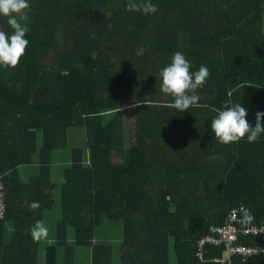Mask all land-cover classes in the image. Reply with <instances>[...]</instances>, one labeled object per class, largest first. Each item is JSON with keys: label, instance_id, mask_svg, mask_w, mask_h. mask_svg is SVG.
Returning <instances> with one entry per match:
<instances>
[{"label": "trees", "instance_id": "1", "mask_svg": "<svg viewBox=\"0 0 264 264\" xmlns=\"http://www.w3.org/2000/svg\"><path fill=\"white\" fill-rule=\"evenodd\" d=\"M29 3L25 55L15 68L0 67V264H76L79 247L89 248L90 264H113L114 247L97 242L96 230L119 224L121 264H264L263 255L200 248L241 204L251 225L264 227V134L224 145L210 127L213 110L229 101L248 110L252 126L264 112V0H152L158 11L147 15L127 11L128 0ZM0 30L12 31L3 16ZM176 52L193 72L210 73L200 106L185 112L167 106L173 98L158 83ZM77 127L84 143L70 147ZM58 150H68L59 173ZM57 192L61 217L41 263L30 229ZM237 243L264 247V234Z\"/></svg>", "mask_w": 264, "mask_h": 264}, {"label": "clouds", "instance_id": "2", "mask_svg": "<svg viewBox=\"0 0 264 264\" xmlns=\"http://www.w3.org/2000/svg\"><path fill=\"white\" fill-rule=\"evenodd\" d=\"M126 10L129 12H142L143 14H155L158 7L152 3V0H128ZM30 11L29 0H0V16L7 18V24L12 29L11 33L0 30V67L4 69L15 68L18 66L21 57L25 55L29 41L25 38L29 32V27L21 21L28 20ZM144 49L140 48L137 55L142 56ZM191 63L181 52H176L171 58V62L162 68L159 73L160 91L173 98V102L167 106L185 112L191 107H199L200 97L197 94L198 89L202 88L209 77V69L201 66L198 71H192ZM231 95V93H229ZM223 109H214L216 117L211 120V131L215 139L224 145L238 143L246 138L249 143L256 142L264 134V112L255 113V126H252L248 120V110L241 104H232ZM138 104L128 105L129 108H135ZM8 174V173H5ZM33 211L38 210L41 205L38 201H33L29 205ZM237 211L240 214L239 223L244 230L254 221L250 209L240 205L239 209H233L231 215L235 217ZM30 234L35 242L47 239L49 235L48 228L43 221H37L30 229ZM258 253H264V248L257 250Z\"/></svg>", "mask_w": 264, "mask_h": 264}, {"label": "rangeland", "instance_id": "3", "mask_svg": "<svg viewBox=\"0 0 264 264\" xmlns=\"http://www.w3.org/2000/svg\"><path fill=\"white\" fill-rule=\"evenodd\" d=\"M126 127H127V133H128V141L127 144L128 146L131 143L130 140V136H129V132H130V126H132V124L135 121V117L133 116V114H130L129 112L126 114ZM79 129H82L81 127H77V128H71L69 130V141H70V147H80L83 145V137L82 134L80 133V136H77V131ZM68 150H58L55 151L54 155H53V160L55 162V169L58 171H60V168L62 167V165H64L65 160L62 159V155L67 154ZM116 162H121L123 161L122 159L116 157L115 158ZM24 168V167H23ZM22 168V178L23 180H28L30 175L28 176L25 172V170ZM33 170V169H31ZM31 173V172H29ZM35 174L37 173L36 170L34 172ZM57 178V177H56ZM60 195L57 192L55 194V205L53 206V208L51 210L46 211L45 213V219H44V225L48 228L49 230V235L47 239H42L41 240V245H40V249H39V260L41 263H44V259H45V251H46V247L52 243L49 242L50 238H56V227L58 222L60 221V217H61V209H60V199H59ZM116 229H114V228ZM123 226L121 224H119L118 226H106V227H102L100 229L96 230V240L97 242H104V243H111L114 247V257H113V264H121L122 263V259H121V249H122V244H123V239H124V233H123ZM70 237L73 240L74 239V232L73 230L70 231ZM12 237V225L8 224L6 227V232H5V242L8 243L10 242ZM63 250H60L59 253V262L63 263ZM170 258L172 262L176 261V257L174 254V250L171 247L170 250ZM75 263L76 264H90V250L87 247H79L76 249V257H75Z\"/></svg>", "mask_w": 264, "mask_h": 264}, {"label": "built area", "instance_id": "4", "mask_svg": "<svg viewBox=\"0 0 264 264\" xmlns=\"http://www.w3.org/2000/svg\"><path fill=\"white\" fill-rule=\"evenodd\" d=\"M238 210V209H237ZM6 211V196H5V185L0 180V218L5 216ZM232 211V210H231ZM240 214L237 211V215L233 217L231 212L227 217V222L224 227L212 228L210 236L206 237L201 243V251L206 246H213L217 248H225L226 254L229 257L234 255L241 256L243 258H250L252 256H264V253H258L257 250L264 248L261 246L257 247H244L238 245L239 238L247 236H258L264 234V227H258L255 225H249L247 230L238 229V225H241L238 221Z\"/></svg>", "mask_w": 264, "mask_h": 264}, {"label": "crops", "instance_id": "5", "mask_svg": "<svg viewBox=\"0 0 264 264\" xmlns=\"http://www.w3.org/2000/svg\"><path fill=\"white\" fill-rule=\"evenodd\" d=\"M55 163V162H54ZM34 168V167H33ZM30 169H32V168H30ZM35 172V169H33V170H31V174L32 173H34ZM27 175H29V174H27ZM55 239L54 238H50L49 239V242H53Z\"/></svg>", "mask_w": 264, "mask_h": 264}]
</instances>
